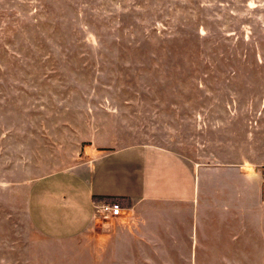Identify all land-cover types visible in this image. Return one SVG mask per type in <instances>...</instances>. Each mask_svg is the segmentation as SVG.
Returning <instances> with one entry per match:
<instances>
[{
	"label": "rangeland",
	"instance_id": "obj_1",
	"mask_svg": "<svg viewBox=\"0 0 264 264\" xmlns=\"http://www.w3.org/2000/svg\"><path fill=\"white\" fill-rule=\"evenodd\" d=\"M132 142L264 184V0H0V264H126L87 236L107 217L71 164Z\"/></svg>",
	"mask_w": 264,
	"mask_h": 264
},
{
	"label": "crops",
	"instance_id": "obj_2",
	"mask_svg": "<svg viewBox=\"0 0 264 264\" xmlns=\"http://www.w3.org/2000/svg\"><path fill=\"white\" fill-rule=\"evenodd\" d=\"M205 158L192 148L132 142L73 162L92 167L85 205L92 195L121 197L119 214L105 220L109 229L100 230L96 217L87 236L111 262L118 254L126 264L149 263L148 254L158 264H166L165 254L180 262L176 255L189 250L195 264L198 248L201 264H264L259 170L215 152Z\"/></svg>",
	"mask_w": 264,
	"mask_h": 264
},
{
	"label": "built area",
	"instance_id": "obj_3",
	"mask_svg": "<svg viewBox=\"0 0 264 264\" xmlns=\"http://www.w3.org/2000/svg\"><path fill=\"white\" fill-rule=\"evenodd\" d=\"M263 181H264V168H263ZM92 207L95 215L103 218L116 216L120 212V205L117 201H112L104 197H96L92 199Z\"/></svg>",
	"mask_w": 264,
	"mask_h": 264
},
{
	"label": "trees",
	"instance_id": "obj_4",
	"mask_svg": "<svg viewBox=\"0 0 264 264\" xmlns=\"http://www.w3.org/2000/svg\"><path fill=\"white\" fill-rule=\"evenodd\" d=\"M96 197H104L117 202H119V199L121 198L119 195H92V198H96Z\"/></svg>",
	"mask_w": 264,
	"mask_h": 264
}]
</instances>
